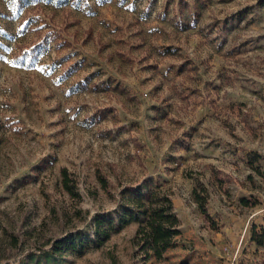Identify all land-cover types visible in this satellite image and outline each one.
Segmentation results:
<instances>
[{
    "label": "rangeland",
    "instance_id": "374dc122",
    "mask_svg": "<svg viewBox=\"0 0 264 264\" xmlns=\"http://www.w3.org/2000/svg\"><path fill=\"white\" fill-rule=\"evenodd\" d=\"M262 133L264 0H0V264L77 231L57 264H264L244 227L226 236L262 193ZM158 184L180 222L160 257L137 222L93 242Z\"/></svg>",
    "mask_w": 264,
    "mask_h": 264
},
{
    "label": "trees",
    "instance_id": "16d2710c",
    "mask_svg": "<svg viewBox=\"0 0 264 264\" xmlns=\"http://www.w3.org/2000/svg\"><path fill=\"white\" fill-rule=\"evenodd\" d=\"M258 174L262 172L255 168ZM63 188L73 197H78V192L70 183L68 172L65 168L61 171ZM193 196L200 211L206 215V196H200L193 190ZM121 213L116 220L108 216L109 221L100 217L93 219V242L100 245L110 237V234L123 226L137 222L138 226L133 237L135 245L141 251H151L160 257L171 245L173 238L180 233V222L174 212L170 193L161 185L139 187L135 192L125 196ZM242 202H246L241 198ZM116 223V225H115ZM83 237L80 232H69L60 239L55 240L48 250L26 255L24 264H57V255L67 251L81 252L83 249ZM249 242L256 246H264V225H250Z\"/></svg>",
    "mask_w": 264,
    "mask_h": 264
},
{
    "label": "crops",
    "instance_id": "0c3cea01",
    "mask_svg": "<svg viewBox=\"0 0 264 264\" xmlns=\"http://www.w3.org/2000/svg\"><path fill=\"white\" fill-rule=\"evenodd\" d=\"M253 143L256 144L257 146L258 154H263L262 156L264 157V133L258 134L257 138L255 139V142ZM222 155H223L222 157L224 156L226 157L223 159L222 157H220L219 161H221L222 164L230 165L229 167H233L234 165L241 163V161L238 160L237 155H235V157L232 154L228 157L227 153ZM261 169L262 171H264V162ZM246 193H249L252 196L255 195L259 201L251 205L250 207H246V206L243 207L245 209L243 211V214L240 213L231 216L233 228L229 230V233H226V236H229L233 240H236L238 238L239 232L242 230L241 229L242 227H244L243 237L246 236V238H249L250 235V229L248 228L249 225L251 224H255L257 226L264 225V185H263L262 193L261 190L258 188H252L250 191H247ZM250 244H251V248H254L255 251L257 250L259 256L264 259V246H256L253 242H250Z\"/></svg>",
    "mask_w": 264,
    "mask_h": 264
},
{
    "label": "snow or ice",
    "instance_id": "6c2138e0",
    "mask_svg": "<svg viewBox=\"0 0 264 264\" xmlns=\"http://www.w3.org/2000/svg\"><path fill=\"white\" fill-rule=\"evenodd\" d=\"M13 2H16V0H13ZM25 23H27V21Z\"/></svg>",
    "mask_w": 264,
    "mask_h": 264
}]
</instances>
